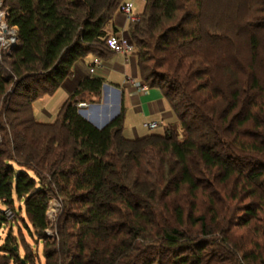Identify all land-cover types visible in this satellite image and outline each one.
I'll return each mask as SVG.
<instances>
[{"label": "trees", "instance_id": "1", "mask_svg": "<svg viewBox=\"0 0 264 264\" xmlns=\"http://www.w3.org/2000/svg\"><path fill=\"white\" fill-rule=\"evenodd\" d=\"M142 1L126 38L140 82L177 124L126 140L123 108L102 129L78 114L81 94L99 96L97 77L53 122L31 108L78 60L113 54L105 39L121 0H3L17 43L0 51V203L23 204L44 264H264V17L225 36L207 30L203 0ZM0 252L14 264L9 240Z\"/></svg>", "mask_w": 264, "mask_h": 264}, {"label": "rangeland", "instance_id": "2", "mask_svg": "<svg viewBox=\"0 0 264 264\" xmlns=\"http://www.w3.org/2000/svg\"><path fill=\"white\" fill-rule=\"evenodd\" d=\"M122 3L132 4L133 17H138L144 8L142 0H121ZM140 11L139 15H135ZM203 22L207 30L212 33H220L225 36H231L236 33L245 20H253L257 17H264V0H203L201 13ZM129 23V21H128ZM4 25L7 26L4 33ZM16 36L14 28H9L7 25V10L3 7V0H0V51L9 52L16 45L17 39L12 40ZM239 38L234 39L236 45L234 47L239 51H243L242 40L243 35L239 34ZM264 44V37H262ZM149 93H157L156 97L161 96L157 88L147 89L145 95ZM155 96V95H154ZM159 96V98H160ZM42 109L50 115L45 114ZM57 110L52 109V105L48 104L42 107L38 100L32 104V112L38 122H53ZM173 122L175 120H172ZM130 124V126H129ZM146 124V123H145ZM172 124L170 121H165L164 125ZM174 124V123H173ZM177 126V125H176ZM132 129H135L139 138L146 135H162L163 129L147 130L142 123L136 119H125L124 139L133 140ZM178 139H182L181 127L178 125L174 128ZM21 207V209H20ZM13 209L8 208L0 203V212L3 213L5 223L0 225V248L3 247L5 241L9 240V244L15 250L14 264H44L43 257V240L39 239L35 231L30 226L23 210V204L17 201L13 204ZM61 209L59 200L52 198L47 209V224L46 235L48 240L54 235L53 225ZM1 255V252H0ZM20 260V261H19Z\"/></svg>", "mask_w": 264, "mask_h": 264}, {"label": "crops", "instance_id": "3", "mask_svg": "<svg viewBox=\"0 0 264 264\" xmlns=\"http://www.w3.org/2000/svg\"><path fill=\"white\" fill-rule=\"evenodd\" d=\"M139 13L140 11L135 15H139ZM127 25L128 21L124 14L117 12L108 29L110 30V27H112L116 30L114 34H122L126 37ZM94 58L92 55H87L75 62L72 66L71 76L66 78L53 94L37 99L42 104V107L51 104L52 109L57 110V114L62 104L77 89L83 79L97 77L103 81L99 96L84 92L80 95L78 101V104H82V106L80 109L77 108L78 111L85 113V118L81 117L95 128L101 129L103 125H107L119 115L122 108L124 109L123 136L125 119H136L139 123H142L143 127L145 123L155 122L158 124L157 128H162L163 130L166 126L164 125L165 121L177 124L172 121L175 119L170 114L168 104L162 96L159 95L160 98L159 96L157 98V93H149L145 95L144 99L145 92L139 93L130 84L132 80L140 82L135 58L132 54H112L107 59L99 58L101 65L93 74H90L88 66L93 62ZM42 111L49 115L45 109H42ZM132 132L133 139L137 138L135 129H132Z\"/></svg>", "mask_w": 264, "mask_h": 264}, {"label": "built area", "instance_id": "4", "mask_svg": "<svg viewBox=\"0 0 264 264\" xmlns=\"http://www.w3.org/2000/svg\"><path fill=\"white\" fill-rule=\"evenodd\" d=\"M131 8H132V4L127 2V3H123L119 9L120 13L124 14L125 18L127 21L129 22H133L136 19V17L131 16ZM14 40V39H12ZM105 47L106 49L113 53V54H132L133 52V47L132 45L128 42L127 38L122 35V34H112L110 36H108L105 39ZM101 65V62L99 60V58L95 57L93 62L91 64H89L88 68H89V73L93 74L95 72V70ZM130 84L132 85V87H134L139 93H144L148 88L146 85L142 84L139 81H130ZM82 104H78L77 108H81ZM144 127L147 130H154L158 127V124L155 122L152 123H146L144 124Z\"/></svg>", "mask_w": 264, "mask_h": 264}, {"label": "water", "instance_id": "5", "mask_svg": "<svg viewBox=\"0 0 264 264\" xmlns=\"http://www.w3.org/2000/svg\"><path fill=\"white\" fill-rule=\"evenodd\" d=\"M4 27H5V28H4V32H6V28H7V26L4 25ZM13 39H17L15 35L13 36ZM78 114H79L80 116H82V117L85 118V113H83V112H81V111H78ZM105 126H106V125H103V126L101 127V129L104 128Z\"/></svg>", "mask_w": 264, "mask_h": 264}, {"label": "bare ground", "instance_id": "6", "mask_svg": "<svg viewBox=\"0 0 264 264\" xmlns=\"http://www.w3.org/2000/svg\"><path fill=\"white\" fill-rule=\"evenodd\" d=\"M5 28V27H4ZM5 33V32H4ZM13 39V38H12Z\"/></svg>", "mask_w": 264, "mask_h": 264}]
</instances>
